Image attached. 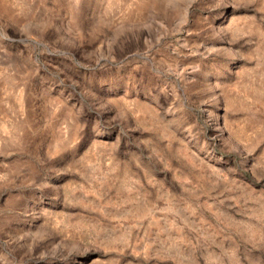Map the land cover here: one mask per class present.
Returning a JSON list of instances; mask_svg holds the SVG:
<instances>
[{
    "label": "rangeland",
    "instance_id": "1",
    "mask_svg": "<svg viewBox=\"0 0 264 264\" xmlns=\"http://www.w3.org/2000/svg\"><path fill=\"white\" fill-rule=\"evenodd\" d=\"M0 264H264V0H0Z\"/></svg>",
    "mask_w": 264,
    "mask_h": 264
}]
</instances>
